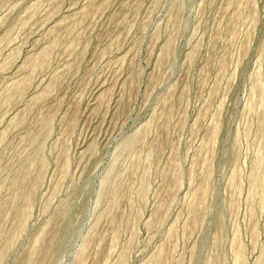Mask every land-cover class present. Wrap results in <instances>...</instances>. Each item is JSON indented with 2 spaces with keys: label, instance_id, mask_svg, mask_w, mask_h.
I'll return each mask as SVG.
<instances>
[{
  "label": "rangeland",
  "instance_id": "rangeland-1",
  "mask_svg": "<svg viewBox=\"0 0 264 264\" xmlns=\"http://www.w3.org/2000/svg\"><path fill=\"white\" fill-rule=\"evenodd\" d=\"M0 264H264V0H0Z\"/></svg>",
  "mask_w": 264,
  "mask_h": 264
}]
</instances>
